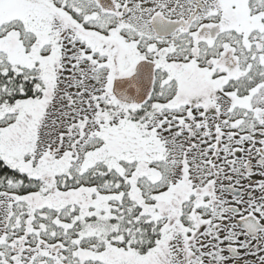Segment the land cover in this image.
Masks as SVG:
<instances>
[{"label": "snow or ice", "instance_id": "1", "mask_svg": "<svg viewBox=\"0 0 264 264\" xmlns=\"http://www.w3.org/2000/svg\"><path fill=\"white\" fill-rule=\"evenodd\" d=\"M0 264H264V0H0Z\"/></svg>", "mask_w": 264, "mask_h": 264}]
</instances>
